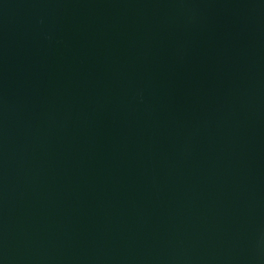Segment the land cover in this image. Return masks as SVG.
Returning a JSON list of instances; mask_svg holds the SVG:
<instances>
[{"label":"water","instance_id":"1","mask_svg":"<svg viewBox=\"0 0 264 264\" xmlns=\"http://www.w3.org/2000/svg\"><path fill=\"white\" fill-rule=\"evenodd\" d=\"M0 264H264V0H0Z\"/></svg>","mask_w":264,"mask_h":264}]
</instances>
